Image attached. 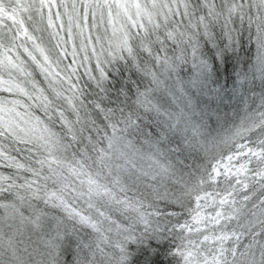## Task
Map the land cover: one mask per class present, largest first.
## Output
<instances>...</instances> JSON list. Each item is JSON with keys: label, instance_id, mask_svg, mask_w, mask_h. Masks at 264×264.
Instances as JSON below:
<instances>
[{"label": "snow or ice", "instance_id": "obj_1", "mask_svg": "<svg viewBox=\"0 0 264 264\" xmlns=\"http://www.w3.org/2000/svg\"><path fill=\"white\" fill-rule=\"evenodd\" d=\"M0 264H264V0H0Z\"/></svg>", "mask_w": 264, "mask_h": 264}]
</instances>
